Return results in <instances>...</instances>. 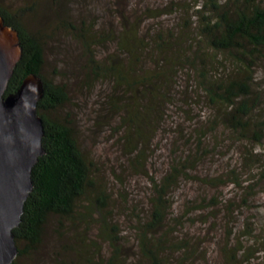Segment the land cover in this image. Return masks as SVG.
<instances>
[{
    "label": "rangeland",
    "instance_id": "1",
    "mask_svg": "<svg viewBox=\"0 0 264 264\" xmlns=\"http://www.w3.org/2000/svg\"><path fill=\"white\" fill-rule=\"evenodd\" d=\"M206 1L0 0L10 13L25 8L23 21L42 42L43 76L65 85L68 93L58 115L74 126L97 188L108 196L103 210L90 208L91 200L84 199L73 219L50 217L40 246L22 263L103 264L113 255L112 244L118 248L119 264H145L137 226L149 218L152 181L159 182L177 167L180 174L167 191V217L158 232L170 241L163 259L169 264H264V137L257 143L219 123V110L205 96L202 81L186 67L177 69L172 83L161 88L163 114L156 130L146 132L145 153L138 160L135 140L127 141V127L108 97L114 92L118 102L124 98L122 89L88 79L87 55L68 27L85 21L98 31L115 30L123 16L136 15L130 21L154 35L157 28L180 29L190 16L195 27L197 11ZM151 7L157 12L149 14ZM94 49L99 56L117 53L113 43ZM146 64L153 67L151 61ZM211 67L206 75L222 78L230 73L231 63H220L214 71ZM253 79L263 98L255 116L263 119L264 57ZM178 245L188 249L184 261L176 252Z\"/></svg>",
    "mask_w": 264,
    "mask_h": 264
},
{
    "label": "trees",
    "instance_id": "2",
    "mask_svg": "<svg viewBox=\"0 0 264 264\" xmlns=\"http://www.w3.org/2000/svg\"><path fill=\"white\" fill-rule=\"evenodd\" d=\"M157 10L151 7L147 12L153 14ZM202 10L197 11L195 27L190 16L183 20L185 24L180 29L157 28L153 30L154 35L148 31L143 33L141 24L130 21L136 15L123 16L115 30L98 31L95 24L90 26L85 21L78 26L68 25L87 55L88 79L109 82L115 90L122 89L124 98L118 102L113 100L117 95L114 92L108 97H112L121 115V124L127 127V141L131 144L135 140L133 151L136 150L138 160L145 153L146 132L156 130L157 120L163 114L160 111L163 87L172 83L177 69L186 67L202 81L205 96L219 110V123L244 138L251 136L257 143L264 137V118L255 116L263 98L252 86L254 69L264 57V0H207ZM24 15L25 8L14 14L0 5V17L18 32L21 47L6 93H14L29 74L42 79L43 96L37 112L44 125L45 153L32 168L33 189L24 203L20 223L13 229L19 252L11 264H24L20 260L40 246L50 217L73 219L78 203L84 199L91 200L90 208L103 210L108 198L106 190L97 188L92 164L78 144L74 126L58 115L69 100L66 87L43 76L42 42L27 28ZM107 43H113L117 53L99 56L94 48ZM203 60L214 67L202 63ZM147 61L153 63L151 69L145 67ZM228 62L230 73L222 78L210 79L206 75L209 67L214 71L220 63ZM179 174L174 167L159 182L152 181L151 212L137 226L138 250L145 264H169L163 259L162 251L170 241H166V234L158 232L167 217V191ZM110 246L113 255L103 264H119L118 248ZM187 251L177 246L176 252L182 255L183 261L187 259Z\"/></svg>",
    "mask_w": 264,
    "mask_h": 264
},
{
    "label": "water",
    "instance_id": "3",
    "mask_svg": "<svg viewBox=\"0 0 264 264\" xmlns=\"http://www.w3.org/2000/svg\"><path fill=\"white\" fill-rule=\"evenodd\" d=\"M20 56L18 32L0 17V264H11L19 252L13 229L33 189L32 168L45 153L44 125L37 112L42 79L29 74L14 93H6Z\"/></svg>",
    "mask_w": 264,
    "mask_h": 264
}]
</instances>
